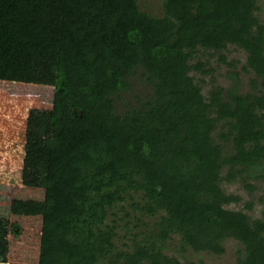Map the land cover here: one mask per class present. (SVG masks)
Wrapping results in <instances>:
<instances>
[{"label":"trees","instance_id":"16d2710c","mask_svg":"<svg viewBox=\"0 0 264 264\" xmlns=\"http://www.w3.org/2000/svg\"><path fill=\"white\" fill-rule=\"evenodd\" d=\"M161 7L0 0V81L54 89L37 264H187L177 252L219 256L228 239L241 246L236 264H264V221L226 209L239 198L220 186L264 183L258 0ZM229 46L245 52L251 90L229 73L232 86L204 96L190 73L211 70L193 61L231 66Z\"/></svg>","mask_w":264,"mask_h":264},{"label":"rangeland","instance_id":"374dc122","mask_svg":"<svg viewBox=\"0 0 264 264\" xmlns=\"http://www.w3.org/2000/svg\"><path fill=\"white\" fill-rule=\"evenodd\" d=\"M162 0H139L143 11L153 16H162ZM260 11L256 16L264 24V0H258ZM227 66L201 54L196 60L205 64L207 74L191 72L207 96L214 86L224 89L232 86L229 73H236L240 82V93L250 92L252 72H244L246 54L241 49L229 46L224 53ZM54 89L50 86L0 81V243L3 248L0 258L7 264H37L44 189L47 176L48 148L51 138V113ZM225 175V171L222 172ZM252 191L247 190L236 179L223 181L224 193L239 198L226 209L242 211L252 219L264 221V183L251 180ZM249 205L250 209L246 206ZM120 227L123 223H119ZM115 244L130 243V233L135 232L133 223L119 229ZM125 230V231H124ZM177 239V238H176ZM177 244V241L174 245ZM224 253L213 254L191 252L179 253L177 258L187 264H236L240 244L232 239L223 242ZM168 253V252H167ZM174 253L170 251L168 254Z\"/></svg>","mask_w":264,"mask_h":264}]
</instances>
